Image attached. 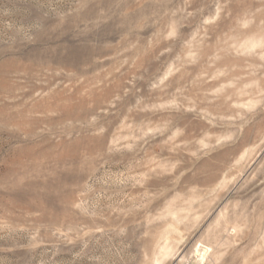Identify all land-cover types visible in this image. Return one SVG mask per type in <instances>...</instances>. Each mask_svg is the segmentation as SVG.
I'll use <instances>...</instances> for the list:
<instances>
[{"label": "rangeland", "instance_id": "1", "mask_svg": "<svg viewBox=\"0 0 264 264\" xmlns=\"http://www.w3.org/2000/svg\"><path fill=\"white\" fill-rule=\"evenodd\" d=\"M0 264H264V0H0Z\"/></svg>", "mask_w": 264, "mask_h": 264}]
</instances>
